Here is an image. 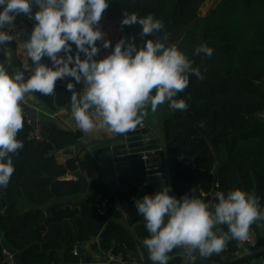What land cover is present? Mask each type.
I'll return each instance as SVG.
<instances>
[{
    "label": "trees",
    "instance_id": "1",
    "mask_svg": "<svg viewBox=\"0 0 264 264\" xmlns=\"http://www.w3.org/2000/svg\"><path fill=\"white\" fill-rule=\"evenodd\" d=\"M204 1L115 0L104 17L122 20L114 58L132 71L136 58L144 60L153 50L155 39L188 26L175 55L162 48L151 58L144 73L150 82L142 85L139 106L147 111L155 106L160 90L154 77L163 78L162 70L167 76L181 72L183 83L171 97L183 100L187 108L171 111L162 122L175 201L190 207L216 180L219 194L185 228L195 242L203 243L219 219L234 252L242 226L234 224L231 214L214 217L210 204L224 205L228 197L245 215L264 206V0H221L200 18ZM93 20L59 11L46 16L44 28L64 44L82 45L93 55L98 45ZM20 112L0 106V232L6 246L18 251L22 264H74L80 258L73 247L97 237L93 248L131 261L134 238L109 221L118 217L112 189L94 182L79 193L80 182L71 175L75 163L58 164L49 154L72 145L78 133L60 131L27 142L31 125ZM103 198L108 201L105 214L97 211ZM2 246L0 241V264Z\"/></svg>",
    "mask_w": 264,
    "mask_h": 264
},
{
    "label": "crops",
    "instance_id": "2",
    "mask_svg": "<svg viewBox=\"0 0 264 264\" xmlns=\"http://www.w3.org/2000/svg\"><path fill=\"white\" fill-rule=\"evenodd\" d=\"M113 1L115 0H55L56 3H64L65 10L63 11L76 16L86 14L92 18L94 17L93 32L95 41L98 44L96 53L92 55L77 45L69 46L65 44L75 52L82 51V58L85 60L82 61L71 56L72 61L68 60V62L66 60L61 61L46 49L42 39L43 34L40 30L42 26L29 14L34 2L40 7L46 8L49 4L48 0H2L0 6V106L7 111L20 109V113L26 118L32 120L38 118L41 124L50 122L51 118H57L61 126L68 128V130H65L56 127L45 137L60 131L78 133V136H82L86 132L89 138L100 135L105 117L96 110L110 108L109 106L106 107V101H110L107 90L117 95L114 86L106 82L96 69V67L99 68L102 61L113 58L115 54L118 38L117 24L121 23L122 20L112 21L104 17L106 8ZM220 1L205 0L199 8L198 16L202 18L207 15ZM187 29L188 26H179L165 37L159 40L155 39L154 48L146 59L140 61L136 58L135 74L138 76V74L146 73L149 62L158 48L163 47L170 57L175 55L178 47H175L174 43L185 36ZM107 75L118 89H127L130 86L120 78ZM168 77L169 79L164 81L163 78L154 77V82H156L154 84H158L157 87L160 90V96L155 106L148 111L140 107L161 130L163 120L171 112L168 108V99L183 83L179 71ZM157 80H161V82L157 83ZM141 92L140 89L139 99ZM18 100L34 110V114L12 104ZM91 100L93 102L92 109ZM91 110L93 116L89 115ZM75 129L77 130L75 131ZM72 150L73 144L60 149L54 148L49 154L54 156L58 164L65 165L68 160L75 163ZM80 155H82V151ZM82 158H84L83 155ZM162 168L165 173L163 163ZM139 190V186L119 188L118 190L112 189L115 195L113 206L118 212V217H109V221L118 222L135 240L132 260L125 262L154 264V260V262L160 263L163 258L169 255V252L166 253L169 248L160 245L162 234L155 228L153 198H149L150 193L148 190L141 192ZM87 191L88 188L84 193ZM210 210L214 217L218 213L231 214V217L235 219L234 224L242 227L248 225L246 215L239 209L233 199H227L224 205L216 206L215 203H211ZM221 226L222 222L215 219L210 236L214 238V244L218 249L217 255L226 258L235 251L231 252L229 250V239L222 233ZM250 231L255 237V230L252 226ZM182 239L184 242L192 240L186 228L182 231ZM252 240L254 241L255 238ZM0 241L3 245H6L1 232ZM97 241L98 238L95 237L82 242L78 254L80 260L74 264H99L106 252L101 251L99 248H93L92 244L97 243ZM174 242L178 246L177 239ZM200 244L204 245V247L200 246L203 251L210 252V248L205 241ZM18 260L19 264H22L19 257ZM180 263L181 256H174L163 264ZM183 264L210 263L198 254L190 253Z\"/></svg>",
    "mask_w": 264,
    "mask_h": 264
},
{
    "label": "water",
    "instance_id": "3",
    "mask_svg": "<svg viewBox=\"0 0 264 264\" xmlns=\"http://www.w3.org/2000/svg\"><path fill=\"white\" fill-rule=\"evenodd\" d=\"M1 2L2 0H0V6ZM48 3L46 8H41L34 2L29 13L30 17L35 18L42 26L40 30L46 49L61 61H72L71 56L85 61L82 58V51H73L43 28L47 15L65 10L63 2L56 3L55 0H48ZM96 69L106 82L114 86L117 95L107 90L110 101H106V107L110 108L96 110L105 117L101 134L89 138L84 132L73 143L72 155L77 169L72 177L80 182L79 193H84L94 182L107 185L113 190L131 186H139L140 192L148 190L149 198H153L155 204V228L162 234L160 245L169 248L166 250L169 255L160 263L153 260L154 264H163L174 256H181L180 264H183L190 253L198 254L210 264H264V206H256L254 215H246L247 222L255 230V240L239 253L235 251L226 258L219 257L213 236L205 239L210 252L203 251L200 248L202 244L193 239L184 242L182 231L189 219L197 214L198 209L216 195L217 181L214 180L211 190L203 194L202 198L190 207L178 206L175 201L164 134L139 106L138 95L143 85L144 74H138L127 89H118L106 73L101 72L97 67ZM12 104L34 114V110L20 100ZM92 105L91 100V109ZM89 115H94L92 110ZM260 115L264 116V111H261ZM33 122L40 125L44 135H49L56 127L68 130L66 126H61L57 118H51L50 122L43 124L38 118L33 119ZM81 151L84 158L80 155ZM162 163L165 166V173ZM217 167L218 164L214 168L215 171ZM119 222L123 225L120 220ZM131 231L134 234L133 230ZM175 239L178 246L174 242ZM160 251L162 252V249ZM106 259V255L103 256L99 264H142L107 262Z\"/></svg>",
    "mask_w": 264,
    "mask_h": 264
},
{
    "label": "built area",
    "instance_id": "4",
    "mask_svg": "<svg viewBox=\"0 0 264 264\" xmlns=\"http://www.w3.org/2000/svg\"><path fill=\"white\" fill-rule=\"evenodd\" d=\"M45 8V7H41ZM80 48L83 49L84 46L79 45ZM99 70L101 72H104L106 74L115 76L117 78H120L123 82L127 84H131L132 81H134L137 77L134 71L128 66V64L123 63L118 58H110L107 60H104L99 65ZM150 82V80L144 79L143 83ZM168 108L170 111L175 110H183L187 108V104L179 99V98H171L168 103ZM26 121L28 124L31 125L30 130L26 134V141L27 142H39L42 141L45 138V135L40 127L39 124L33 122L31 118H26ZM216 194H219L217 191ZM227 199H229L227 197ZM108 207V201L106 198L101 199L100 203L97 205V211L101 214H105ZM251 225L248 223V225L243 226L235 235L236 238V252L239 253L240 251L245 250L248 247V244L253 241L252 239L255 238L252 235V232L250 231ZM79 246L73 247V254L78 255L79 254ZM107 262H125L122 258L121 254H115L111 251L107 252L106 254ZM1 256H2V262L4 264H19L18 263V251L13 250L9 248L6 245L2 246L1 249Z\"/></svg>",
    "mask_w": 264,
    "mask_h": 264
},
{
    "label": "rangeland",
    "instance_id": "5",
    "mask_svg": "<svg viewBox=\"0 0 264 264\" xmlns=\"http://www.w3.org/2000/svg\"><path fill=\"white\" fill-rule=\"evenodd\" d=\"M174 45H175V47H178V45H179V40H177L176 43H174ZM162 48H163V47H162ZM162 48H158L157 52H161ZM140 61H141V60H140ZM162 71L165 72L164 77H163V81L166 80V79H169V77L167 76V75H168V72L166 73L165 70H162ZM163 81H162V82H163ZM159 82H161V80H157V83H159ZM157 85H158V84H157ZM171 98H172V97L170 96L169 99H168V103H169V101H170Z\"/></svg>",
    "mask_w": 264,
    "mask_h": 264
}]
</instances>
